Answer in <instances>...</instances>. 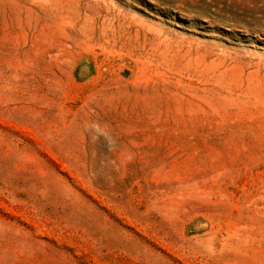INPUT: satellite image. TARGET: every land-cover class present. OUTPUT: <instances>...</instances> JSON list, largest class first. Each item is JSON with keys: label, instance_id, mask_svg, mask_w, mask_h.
<instances>
[{"label": "rangeland", "instance_id": "374dc122", "mask_svg": "<svg viewBox=\"0 0 264 264\" xmlns=\"http://www.w3.org/2000/svg\"><path fill=\"white\" fill-rule=\"evenodd\" d=\"M0 264H264V0H0Z\"/></svg>", "mask_w": 264, "mask_h": 264}]
</instances>
